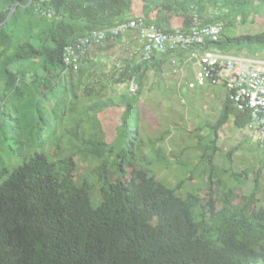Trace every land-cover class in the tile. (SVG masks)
Masks as SVG:
<instances>
[{"label":"trees","instance_id":"1","mask_svg":"<svg viewBox=\"0 0 264 264\" xmlns=\"http://www.w3.org/2000/svg\"><path fill=\"white\" fill-rule=\"evenodd\" d=\"M29 1L0 0V264H264L258 197L264 157L249 194L238 192L248 168L237 172L214 163L219 130L230 117L237 128L248 127L250 114L238 110L227 92L207 133L213 138L201 148L208 189L181 195L137 164L136 101L151 70L164 74L168 55L156 54L150 62L134 55L114 66L111 82L131 83L135 90L120 101L84 105L79 91H95L83 79L96 56L81 58L76 70L64 61L65 47L95 29L133 18L163 30L214 21L235 26L264 8V0ZM168 15L182 17L183 26H174ZM217 46L257 54L264 49V31L224 33ZM114 106L124 110L108 142L99 114ZM65 121L66 139L57 132ZM79 154L96 163L81 179ZM225 174L233 184L225 183Z\"/></svg>","mask_w":264,"mask_h":264},{"label":"rangeland","instance_id":"2","mask_svg":"<svg viewBox=\"0 0 264 264\" xmlns=\"http://www.w3.org/2000/svg\"><path fill=\"white\" fill-rule=\"evenodd\" d=\"M147 9L143 8V10ZM168 17L173 23L184 20L175 15ZM263 31L264 8L257 13L253 12L247 22L242 23L238 20L235 26L225 28V33L230 37L241 34L252 35ZM133 45L132 41L126 43L118 39L113 43L106 42L99 47L91 48L97 63L93 68H88L83 82L88 83L95 91L88 95L81 89L80 105L89 104L91 101H104L107 98L120 101L122 96L132 89L131 83L111 82L109 74L114 70V66L124 64L131 58L134 52ZM231 51L243 55L264 56L262 48H258L257 54L244 48ZM57 95L61 96V91H58ZM226 95L227 91L222 85H206L191 90L179 77L151 70L148 81L136 101L139 108L137 164L169 187L179 188L178 192L181 195L193 191H199L204 195L208 189L205 170L207 163L199 161L203 154L201 148L213 138V134L207 137V133L211 132L210 125L220 117ZM123 110L124 106H114L104 109L99 114L108 142H112L117 135L116 128ZM68 125L65 121L57 128V132L63 133L64 139L67 136L65 128ZM55 130V128L51 129L50 133H54ZM10 136L14 137L12 133ZM247 138L250 140L247 141ZM24 140L29 139L26 137ZM240 143H242L241 148L229 158V151ZM257 144L260 147L255 149ZM45 150L52 153L54 149L48 144ZM5 151L3 146V154ZM24 153L28 154L26 150ZM263 157L264 136L250 126L244 129L237 128L233 118L230 117L219 130L214 163L221 169L227 168L237 172L245 168L250 170L248 180L241 184L238 192L249 194L253 190L252 179ZM18 161L20 162L21 158ZM77 162L79 179L90 174L96 167L95 162L84 158L81 154ZM7 164L9 168L12 167L10 162ZM222 178L226 184L234 183L228 174L223 175ZM258 197L264 207V169L261 173Z\"/></svg>","mask_w":264,"mask_h":264},{"label":"built area","instance_id":"3","mask_svg":"<svg viewBox=\"0 0 264 264\" xmlns=\"http://www.w3.org/2000/svg\"><path fill=\"white\" fill-rule=\"evenodd\" d=\"M42 13L51 15L50 10ZM225 28V22L214 21L163 30L143 18H133L78 37L65 47L64 61L76 70L81 58L93 54L91 48L109 39L130 37L134 42L132 56L150 62L156 54L168 55L163 72L179 77L189 89L222 85L232 104L250 114L249 126L264 136V57L219 48ZM135 88L132 84V90Z\"/></svg>","mask_w":264,"mask_h":264},{"label":"crops","instance_id":"4","mask_svg":"<svg viewBox=\"0 0 264 264\" xmlns=\"http://www.w3.org/2000/svg\"><path fill=\"white\" fill-rule=\"evenodd\" d=\"M183 22H178V23H174L173 25L174 26H180V25H182L183 26ZM120 39H122L124 42H126V43H130V41H131V39H130V37H125V38H120ZM264 57V56H263ZM207 85H210L211 86V84H207ZM198 88V87H197ZM197 88H195V89H197ZM195 89H191V90H195Z\"/></svg>","mask_w":264,"mask_h":264},{"label":"water","instance_id":"5","mask_svg":"<svg viewBox=\"0 0 264 264\" xmlns=\"http://www.w3.org/2000/svg\"><path fill=\"white\" fill-rule=\"evenodd\" d=\"M32 2V0H30L29 1V3H31ZM13 11H11L10 13H9V15H8V17L7 18H9L10 17V15H11V13H12ZM0 25H2V24H0Z\"/></svg>","mask_w":264,"mask_h":264}]
</instances>
